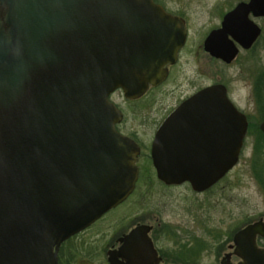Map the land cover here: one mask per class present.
Here are the masks:
<instances>
[{
  "label": "water",
  "instance_id": "95a60500",
  "mask_svg": "<svg viewBox=\"0 0 264 264\" xmlns=\"http://www.w3.org/2000/svg\"><path fill=\"white\" fill-rule=\"evenodd\" d=\"M249 11L263 15L264 0L234 12ZM163 20L175 18L152 0H0V264H56L53 245L132 191L138 149L115 129L108 96L134 98L163 77L158 58L177 49L155 40L150 25ZM210 114L233 128V147L188 172L186 126ZM245 125L224 86L193 94L156 133L159 178L209 185L237 162ZM81 169L88 179L73 182Z\"/></svg>",
  "mask_w": 264,
  "mask_h": 264
},
{
  "label": "flooded vegetation",
  "instance_id": "af4514ba",
  "mask_svg": "<svg viewBox=\"0 0 264 264\" xmlns=\"http://www.w3.org/2000/svg\"><path fill=\"white\" fill-rule=\"evenodd\" d=\"M152 1L175 18L150 25L156 41L177 45L174 58H158L167 60L161 67L165 74L136 97H126L122 88L108 96L121 113L115 129L138 149L134 187L53 245L56 264H264V116L249 113L264 111V14L234 12L250 0ZM235 80L241 85L232 88ZM213 85L224 86L245 115L237 162L201 187L188 179L162 180L152 157L158 129L186 99ZM232 132L213 114L190 120L186 171L212 169L233 147ZM85 173L81 169L73 182L86 181ZM140 188L144 193L133 198ZM250 225L246 237L237 236ZM246 255L253 261L246 262Z\"/></svg>",
  "mask_w": 264,
  "mask_h": 264
},
{
  "label": "rangeland",
  "instance_id": "374dc122",
  "mask_svg": "<svg viewBox=\"0 0 264 264\" xmlns=\"http://www.w3.org/2000/svg\"><path fill=\"white\" fill-rule=\"evenodd\" d=\"M256 64V63H255ZM241 85V81L240 80H238V81H236L235 80V82L232 84V88H237V87H239ZM249 113H251L252 114V117H254V118H260V116H264V111L263 110H252V111H249ZM239 170L241 171V165H240V167H239ZM236 173H239V172H236ZM235 173V174H236ZM182 189V188H181ZM143 189H139V192H138V194L137 195H135L133 198H138L139 197V194L142 192V194L144 193L143 191H142ZM175 191H177V190H175ZM146 197H148V199H151V198H153V191L152 190H148L147 191V195H146ZM205 258V257H204ZM209 259V258H208ZM207 259V256H206V258L203 260V262H208L209 260Z\"/></svg>",
  "mask_w": 264,
  "mask_h": 264
}]
</instances>
